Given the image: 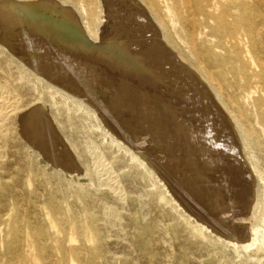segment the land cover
<instances>
[{
  "label": "bare ground",
  "instance_id": "obj_1",
  "mask_svg": "<svg viewBox=\"0 0 264 264\" xmlns=\"http://www.w3.org/2000/svg\"><path fill=\"white\" fill-rule=\"evenodd\" d=\"M39 1H43V0H0V7H1V3L4 2L5 4H7L9 9L13 10L23 2H39ZM44 1H50L52 3L55 2L59 4L62 8H65L67 10H72L77 15L78 20L85 34L94 42L103 41V50L100 53L77 52V54L72 56L66 53L63 54L57 53L55 50L53 51L52 48L46 46L44 42H42L39 45V48L40 49L44 48L46 52L44 53V56H41V58L37 61L38 63L37 66L39 72L45 76L43 77L42 75L34 71L32 68H30L25 62L17 58L13 53H11L7 49L6 46H4L1 43L2 28L0 26V207L3 206L5 202L8 200L12 202L11 204L12 208L9 209V211H7L5 214L3 213L0 215V232H1V236L5 235V232L7 231L9 235L12 234L15 237L11 242H5V240L2 239L0 241V246L2 247L5 246L8 253H11V255H14V257L17 258V264H56L53 261V259H51V255L49 259L46 260L47 257L45 256L46 255L45 253L46 250H49L51 248L58 249L60 247L59 244L58 245H54L55 243H53V245L50 244L52 240L51 232L53 231V227L55 226L54 220L51 219V214H50L52 210H50L51 207L46 206L47 203L45 201L41 200L43 199V196H41L40 199L38 200H34V201L31 200L34 194L35 195L38 194V192H35V190L33 191L30 190L28 193L26 191L24 195H26L27 197V201H28L27 204L29 207H26L22 211L20 204L17 203V205L19 206L18 207L19 211L17 216L13 218L12 215L13 213L11 212L14 209L13 205H15L14 207H16L15 201L19 196L17 195V193L14 192V189L20 185H25L26 182H22L21 184L12 183L11 177L5 174L6 173L4 167L5 157H7L9 150L11 151V149H9L10 136L15 144L14 145L15 148H12V153L14 155L20 157L21 154H26L28 157L35 158L38 161L43 159L44 161H46L45 166H51L52 169L58 175H62L64 173L70 175V173H73L75 171L80 172L79 171L80 167L75 159L76 156L78 161L84 168V172L82 170L83 175L88 178L89 182H91V184H97L100 190H107L111 193L110 196L106 192L102 191L103 195H99L98 189L92 192L87 189V186H83V185H80L78 189L74 191L77 200L84 203V206L82 211H78L77 213H75L76 216H73V219L80 220L81 218L84 217V220L81 221V223L79 224L77 223V224L80 226L81 231L84 233L86 239H88L87 238L88 235L90 236L89 240L95 238L97 240V242L94 245H92L90 248H86L85 246L81 247V249L83 248L84 250H86L87 252L86 251L84 252L90 256L88 260L90 264H97V258L103 256L102 252H104V250H102V248L106 245L105 227L109 224H112V222L107 221V224L105 225L101 221L104 220L105 214L107 213L106 209L111 210L112 208H116L118 204L121 203L125 204L127 200L126 199L127 190L125 187L126 184L128 183L133 184V182H137V179H139L140 181L150 183L151 186L157 188V191H153V190L151 191L145 188L137 189L135 191L136 192L135 197L133 198L132 196L133 198L132 203H138V202L140 203L148 199L156 205L164 206L175 202V200L172 197L168 196L169 195L168 191L166 190L164 185L161 184V181L154 172L155 170L159 173L160 170H156L158 164L157 166H155L156 167L155 169L153 165H151V163H148V161L146 162V158H144V156L141 155L139 152H137L138 150L134 148L133 141H131L132 138L131 140L125 139L124 137H121L116 131L110 129L109 127L110 123L111 122L114 123V122L111 121L109 125H107L106 122L107 120L105 121L106 118L104 117L105 119H102L101 110L104 108H101V105H100L101 110L99 112L95 107H93L94 104L92 106L90 102L87 101L88 97L87 98L85 97L86 92L84 95H81L82 93L81 94L73 93L72 92L73 90L71 91V89H69L70 87L68 88L62 83L63 79L60 80L63 76L61 78L57 76L60 72H64L68 70L67 67L69 66L68 65L69 63H72L74 65V63H76V61L78 62L79 59H83V60L85 59V61L92 60V63L90 65H85V68L83 67L84 70L83 69L80 70L81 73H83V71L84 73L92 72L93 74L102 73L105 71H107L108 73L110 66L108 67V65L102 63L104 62V60L102 59L106 58L107 56V55L105 56L104 51H107L109 43L112 42L111 40L116 39L117 38L116 36L118 34H121L122 32H125L134 27L135 29L137 28L138 30L142 29V33L143 34L145 33L146 36H148V38L150 37L149 40L146 39L145 41L147 42L150 50L151 48L152 50L155 48L156 49L155 51L159 50L160 53L163 54V52H161L162 49L164 53L166 52L165 54H168V57H170L172 61L167 59L166 60L168 62L171 61V63L169 62L170 63L169 65H172L170 67L172 69H175L173 70L172 73H180V74L182 73V75L179 74L180 76L178 77L179 78L178 81H180V85L184 87L185 86L191 87L195 91L194 92L196 93L195 95L200 96V98H202L203 101L208 100L207 102H212L214 99L212 94L216 96L219 103L224 107V109L226 110V112L229 114V116L232 118V120L236 125L239 136L241 138L240 140L242 141L243 148L246 152L247 160L250 163V166L253 170L252 172L254 173L253 175V173L249 171L248 162L241 160L243 161V164L245 166V167L243 166L244 171L242 169H239L236 172L235 171L236 169L234 170L230 168L234 170L235 173L228 174L227 173L228 170H227L223 172L224 176L222 175V173L217 171L218 176L216 177L217 180L215 183H214L215 179L212 177V173L209 172L208 175L209 177H205V178L206 179L210 178L209 179L211 181L210 184L212 183V185L206 186L205 182L203 183L202 181L201 183L200 181H198L202 185H199V187L196 188L197 190L193 189L194 191L191 190L188 192L185 190L186 188L185 189L183 188L184 190L182 189L181 190L184 193H182L179 190L180 189L179 188L178 190L180 191V194H182L180 202H182V205L186 209V211L183 210L181 206L177 203H175L176 205H173V209L178 210L176 213H178V216H180L181 219L183 220L181 223L179 222L177 226L179 227V229H176V227L173 226V224L171 223L166 224L164 221L165 213H160L158 219L151 222L150 225L147 226L146 232L151 233L152 236L154 233L161 234V231L164 230V233L170 235L171 238L170 241L171 242L175 241L181 247V254L183 255V261H184L183 264H193L192 262H198L199 264H251L249 258L261 261L262 258H264V96H257V94L261 92L263 95L264 93V0H44ZM138 30L136 31L138 32ZM143 37L145 36L143 35ZM142 38L140 39L142 40ZM124 39H122V41H124ZM130 44H128V47L133 45ZM114 47H117V44L114 45ZM120 48L119 51H122L120 50ZM157 48H161V49H157ZM150 50H147V53L148 51L152 52V50L151 51ZM134 51L135 53H138V51H140V48L135 49ZM159 51L157 52L159 53ZM157 52H156V57H157ZM160 53L157 58L158 60H156V58L154 57L155 55H153L152 58H154L155 61L161 60ZM125 55H128V53ZM125 55L122 58H120L122 59L123 62L125 61V57H128ZM138 55L139 54H137V56ZM108 56L109 59L112 60L115 57L117 58L118 55L115 56L114 58H112L113 56L111 58L110 55ZM141 56L143 57V55ZM142 57H140L141 60ZM140 58L138 60H140ZM162 58H164L162 60L165 61V57ZM107 59H105V61ZM154 59L152 61H154ZM132 60L133 62L135 61L133 58ZM132 60L130 62H132ZM93 61L95 62L99 61L100 63L98 62L95 63ZM108 61L109 60H107V62ZM127 61H129V59L126 60V62ZM167 61L166 63L168 64ZM130 62L129 63L127 62L128 64L126 63V65H129ZM57 63L58 64L60 63L62 66H59L60 64L57 65ZM114 63L116 64V61ZM83 64L81 63V66ZM113 64L111 63V66ZM122 64L123 63H120V66ZM155 64L158 63L156 62ZM73 65L70 67H73ZM126 65L124 67L127 68L128 66ZM153 65L154 64H152V66ZM167 67H165V69L167 68L170 71L172 70L169 68V66ZM114 68L116 69L117 67L114 66ZM121 68L123 71L121 70ZM121 68L120 70L124 72L127 76V73L124 71V69L126 68L123 69V66ZM148 68L151 67L147 66V69ZM69 70L70 72L72 71L71 68ZM169 70H166L165 73L168 74ZM148 71L150 70L148 69ZM80 72L78 74L79 76L81 75ZM160 72L158 73L161 75L162 72L161 73ZM148 73L150 74L151 72ZM158 73H157V79L159 78ZM74 75L75 72H73V74H70L71 78H74ZM55 76L58 77L59 79L56 78ZM70 76L68 78H70ZM148 77L147 79L150 78ZM161 77L164 78L165 75L164 77L163 76ZM140 79L142 80V82L143 80L147 81L145 80L146 78L144 79L140 77ZM77 80H75V82ZM67 81L69 80H67L66 78L65 84H67ZM85 81L87 82L86 79ZM88 81L90 82V79H88ZM86 82L84 85H86ZM101 82L102 81L100 80V83ZM119 82L120 81L118 80L117 83ZM129 82L130 81H128V83ZM91 84L94 85L93 82ZM149 84L151 83L149 82ZM74 85L77 84L74 83ZM108 85H110L109 82ZM152 85L153 88L155 89L154 84ZM176 85L178 84L176 83ZM133 86H135L134 83ZM178 87L179 86H177V88ZM88 88L89 86L87 87V89ZM95 88H97V85ZM124 88L126 89V87ZM150 88L152 87L150 86ZM94 89H92L93 93H95ZM89 90L91 91L90 88ZM97 90H100V88ZM107 90L103 92H108ZM78 91L79 90H77V92ZM111 91L113 92V90ZM175 91H177V89H175ZM103 92L99 93V95L104 94ZM107 95L109 94H105V96ZM118 96L120 95L118 94ZM83 97H85L86 99H84ZM108 97L110 98V95ZM90 98H88V100ZM96 99H101V98L97 97ZM178 100H180V98ZM174 101L176 102V100ZM192 101L194 102V100ZM119 102L120 100L118 101V103ZM94 103L96 104V102ZM120 103H122V101ZM215 103L216 102H214V105ZM38 104H41L45 109L49 111L52 125L42 112L31 113V109H33V107H35ZM204 104L206 103L204 102ZM97 105H99V103H97ZM105 106L107 105L105 104ZM131 107L133 109V106ZM131 107L129 108L130 110H132ZM97 108H99V106H97ZM119 108H123V107L121 106ZM115 109H117L116 104L113 110ZM124 109H126V107H124L123 110ZM113 110H111V112ZM127 110L128 109L125 110L126 115L128 113ZM103 113L105 112L103 111L102 114ZM173 113L174 112H172L171 114ZM208 113L210 112H207V114ZM211 113H213V111H211ZM216 113L217 112H215L214 114L217 115ZM202 114L201 116L204 115ZM119 116H121V113L118 114L117 118H120ZM107 117L109 118V116ZM199 118L200 117H198V119ZM13 119H17V125L13 128L15 133L12 132L13 134L11 135L10 124ZM220 119L218 118V120ZM227 119L229 120V118ZM114 120H116V118ZM202 120L204 121L205 119ZM184 121L185 120H183V122ZM215 121L217 120L215 119ZM54 122L56 123L58 129ZM117 123H120L119 120L117 121ZM224 124L225 123H223V125ZM196 125L198 129L199 125L198 124ZM201 125H204L202 124V121H201ZM207 128H205V130H207ZM187 129L188 128H186V130ZM219 129L220 128H218V130ZM222 129H220V131ZM119 131L121 132L122 130L119 129ZM127 132H122L121 134ZM90 133L92 134L95 133L98 136H100L102 139L101 142L106 144V148L108 149L106 153L104 152L100 154L97 153V155L99 156L97 160L94 161L93 164L89 158V149L91 147H94L97 150L100 149H98L99 147L96 145L95 140H93L90 137L91 136ZM24 134H26V138ZM77 135H80L81 138L80 139L77 138L76 137ZM63 136L65 137L69 145L64 141ZM208 137H210V135ZM198 140H200L199 137L197 141ZM218 141L221 144V140H217V142ZM206 145L208 146L210 144L207 143ZM36 147L38 148V150L36 149ZM72 150L75 153V155L73 154ZM230 150L231 149H229V151ZM224 151L226 150L224 149ZM218 153L220 154V152ZM230 156H228V158ZM45 157L54 160L56 166L49 163L45 159ZM200 158L198 159L200 160ZM238 158L239 157H237V159ZM228 165L226 164V166ZM215 167H217L218 169V166ZM222 167L224 168V166ZM224 170L226 169L224 168ZM249 172H250L249 178H245L246 177L245 174ZM165 174L167 175V173ZM222 181H225V183L223 184ZM71 184H72L71 181H69L68 185ZM161 186L163 190L161 189ZM171 186L175 188L176 185L175 186L171 185ZM171 191H173V188ZM69 193L71 192L65 191L63 185L61 183H58L52 187L50 193L47 195L51 200L53 209L58 211L61 210L62 201H63L65 203V207L68 213H70V215L72 216V211L70 208L71 206L69 203L66 202V198ZM59 194L63 195L62 201L58 199L60 196ZM188 198H190L194 202V204ZM43 212L46 213V219L50 220L49 226L44 223L43 221L44 219L38 217L41 216ZM187 212H189L190 214H187ZM31 215L32 216L35 215L38 218L37 219L34 217L35 223L30 221ZM130 218L133 220L134 235L144 236L145 230L138 229L139 219L137 217V214L135 212L133 213L131 212ZM18 221L20 223L28 224V228H30L31 231V233L28 235V238L26 239L22 238L23 237L22 230L18 226L19 224L17 223ZM77 224L73 222L72 228H75ZM74 240L75 238L73 234L66 245L68 247H72ZM142 243L146 245L142 247L145 254H148L151 248L153 250L157 249V245L152 247L153 246L152 239L143 240L141 241V244ZM204 248H205V253L202 252L203 251L202 249ZM72 249L73 252L75 253L80 252L78 250L80 248H76V249L72 248ZM231 249H233L234 252L239 255L238 256L239 262L235 260L234 256L231 257L229 256V254H227V252L230 251ZM243 251L248 252L245 259H243L240 256V254ZM73 260L74 259L71 260V263L75 264ZM154 262H156V260H154ZM125 263H127V261Z\"/></svg>",
  "mask_w": 264,
  "mask_h": 264
},
{
  "label": "rangeland",
  "instance_id": "obj_2",
  "mask_svg": "<svg viewBox=\"0 0 264 264\" xmlns=\"http://www.w3.org/2000/svg\"><path fill=\"white\" fill-rule=\"evenodd\" d=\"M133 28H131V29L125 31V32H122L121 34H118L116 36L117 37L116 39L111 40L112 42L109 43V46H108V49H107V51L109 53L107 51H104L105 56L106 55L107 56L110 55V58L112 56H113L112 58H114L115 56L118 55L117 56L118 59L115 57L114 59L111 60V59H109V56H108V59H107V56H106V58L102 59V60H104V62L101 61L102 63L108 65V67L110 66L109 67V71L110 72L108 71V73H107V71H105V72H102V73H94V74L92 72H90V73L85 72L84 73L83 70L85 68V65H90L92 63V60L85 61V59L84 60L83 59H79V61L78 62L76 61V63H74V65L72 63H69L68 67L65 65L67 67V69H68L67 71H69V72H67V71L60 72V73H62V74L59 73L61 76L58 73H57L58 74L57 76L59 78H61L63 76L60 80L63 79L62 83L65 86H67L68 88L70 87L69 89H71V91L73 90L72 91L73 93H77V94H79V93L81 94L82 93L81 95H84L85 92H86L85 97L86 98L87 97L88 98L91 97L89 100L87 98V101L93 103L94 106L91 104L93 107H95L99 112H100L101 108H104V109L101 110V115H102L101 117H102V119L106 118L105 121L107 120L106 121L107 125H109V123L111 121H113L115 123V125L112 122H111L112 124L110 123V125H109L110 129H113L121 137H124L125 139H130L131 140V138H132L131 141H133L134 148H136L138 150L137 152H139L141 155L144 156V158H146V162L148 161V163H151V165H153V167L155 169H156L155 166H157V164H158L156 170H160V171L158 173L157 171L154 170V172H155L156 176L159 178V180L161 181V184H163L164 187L166 188V190L168 191V193H169L168 196L172 197L175 200V202H173L171 204H167V205L163 204L164 206L156 205V204L152 203L148 199L144 200L143 202H140V203L139 202L138 203H132V199L135 197V194H136L135 191L137 189L145 188L147 190L157 191V188H155L154 186H151L150 183H147V182H144V181L142 182L139 179H137V182H133V184H130V183L126 184L125 187H126V190H127V193H126V195H127L126 199L127 200H126L125 204L124 203L123 204L122 203L118 204L119 206L117 205L116 208H112L111 210L110 209L109 210L106 209L107 213L105 212L106 214H105L104 220L101 221L105 225L107 224V221H111L112 224H109V225H107L105 227L106 228V231H105V238H106L105 242H106V245L102 248V250H104V252H102L103 256L100 257V258H97V264H183L184 261H183V255L181 254L180 245H178L175 241L171 242L170 241V239H171L170 235L164 233V230H162V229H161L162 230L161 234L154 233L151 236V233L146 232L147 226L150 225L151 222L157 220L160 213H165V220H164L165 223L166 224L167 223H171V224H173V226L176 227V229H179V227H177V226H178L179 222L181 223L183 220L181 219L180 216H178V213H176L178 210L173 209V205H176L175 203H177V204H179L181 206V208L183 210L186 211L185 207L182 205V202H180V199H181V196H182V194H180V191L182 192V190H184L185 188H186L185 190L188 191V192L191 191V190L194 191L193 189H196V188L199 187V185H202L201 184L202 181H203V183L205 182L206 186L212 185V183L210 184V182H211L209 180L210 178L209 179L205 178V177H209L208 176L209 172L212 173V177L215 179L214 180V183H215L216 180H217L216 177L218 176L217 175L218 172L222 173V175H223V172H225L227 170H228L227 171L228 174L235 173V171L237 172L239 169H242L244 171V169H243V166H244L243 161H247L248 162V160H247L246 152H245V150L243 148V143L240 140L241 138L239 136L238 130L236 128V125H235L234 121L232 120V118L229 116V114L226 112L224 107L219 103V101L217 100L216 96L214 94H212L213 98H214L212 102H207L208 100L203 101L202 98H200V96L195 95L196 93H194L195 91L191 87L185 86L186 87L185 88L184 86L180 85V81H178V79H179L178 77L180 75H182V73L181 74L180 73H172L173 70H175V69H172L170 67L172 65H169L172 60H171L170 57H168V54H165L166 52L164 53V51H162L161 48H157V49H161V52H163V54H162V53H160L159 50H157L160 53V56H161L160 59L162 60V59H164L162 57H165V61L164 60H162V62H161V60H159L160 62L159 61H155V59L152 58L153 55H155L154 57L156 58V60H158L157 58L159 56V53L157 51H155L156 49L153 47L154 49L152 50V48L150 46L152 52L148 51L149 54L147 53V50H150V49H149V46H148L147 42H145V41H146V39L149 40L150 37L148 38V36H146L145 33L143 34L142 33V29H139L140 30L139 31L137 28L136 29L135 28L133 29ZM136 30H138V32ZM125 35H126V37H125ZM143 35L145 37H143ZM119 37H120V39H119ZM137 37H139V38H137ZM140 38H142V40ZM122 39H124V41H122ZM133 39H135L136 42ZM138 39H139V41H138ZM118 41H120V42H118ZM130 41H131V44H130ZM133 41L135 42V44H134ZM123 43H124V45H123ZM127 43L130 44V45L133 44L132 46H134V45L135 46L134 47H132V46L128 47ZM116 44H117V47H114V45H116ZM140 44H141V47H140ZM142 47L146 48V49H143ZM156 47H158V46H156ZM119 48L123 52L119 51ZM130 48H131V50H130ZM132 48L134 50L140 48V51H138V53H135V51ZM124 51H125V54L128 53V55H125ZM156 52H157V57H156ZM140 53H141V55H143V57L140 55ZM129 54H132V55H129ZM137 54H139V55L137 56ZM164 54H165V56H164ZM124 55L128 56V57H125V61H124L125 63L122 61V59H120ZM139 56L142 57V60H141V58ZM136 57H138V58H136ZM132 58L137 63L135 61L133 62ZM139 58H140V60H138ZM105 59H107L109 61L107 62V60L105 61ZM115 59H117V60L120 59V60L117 61ZM128 59H129V61H127L128 63L132 60V62H130V64H129L130 66L126 65V63H127L126 60H128ZM153 59H154V61H152ZM166 59L167 60H171V61H169L170 63ZM123 60H124V58H123ZM115 61H116L117 66L114 63ZM120 61H122V62H120ZM139 61L140 62L142 61L143 64L141 62V64H142L141 65ZM166 61L168 62V64L166 63ZM93 62H95V61H93ZM96 62L100 63L99 61H96ZM156 62L158 64L159 63L160 64L159 65L155 64ZM81 63L82 64L84 63V64L81 66ZM111 63L112 64L114 63L113 65L115 67H117V68L115 69L113 65H112L113 66L112 67ZM120 63H123V64L120 66ZM133 63H136L137 65L133 64ZM138 63H139V65H138ZM151 63L154 64V65L152 66ZM59 64L57 63V65H59ZM163 64H164V67H163ZM72 65L74 67V70H73V67H70ZM125 65L130 67V68L124 67ZM140 65L141 66L144 65V66L141 67ZM160 65H162V66H160ZM166 65L169 66V68L172 69V70L170 71L169 69H167L168 67ZM59 66H62V65L60 64ZM118 66H119V68H118ZM122 66H123V69L126 68V69H124V71L127 73V76H126V74L124 72H122L123 71L122 68H121ZM147 66H149L151 68L153 67V68L152 69L148 68L150 70V71H148ZM157 66H159L160 68L157 67ZM69 67L72 69L73 72H75L76 78H75V75H74V78H71L70 74H73V72L72 71L70 72V70H69L70 68ZM165 67H167V68L165 69ZM75 68H76V70H75ZM120 68H121L122 71L120 70ZM81 69H83L82 70L83 73L80 72ZM144 69H145V71H144ZM159 69L160 70L162 69L161 70L162 73L160 72ZM77 70H78V72H77ZM155 70H156V72H155ZM166 70H169V72L167 71L168 74L165 73ZM146 71H147V73H146ZM79 72L81 74L80 76L78 75ZM148 72H151L150 73L151 75ZM158 72H160L161 75ZM63 73H66L67 75L63 74ZM157 73H158V77H159L158 79H157ZM163 73H165V74H163ZM84 74L85 75L88 74V75L85 76ZM99 74H101L102 76L99 75ZM129 74H130V76L131 75L132 76L130 77ZM137 75L140 76L141 78H144V79L146 78L145 80H147L148 82L143 80V82H144V84H143L142 80ZM144 75H145V77H144ZM153 75H154V77H153ZM164 75H165V77H164ZM69 76H70V78H68ZM77 76H79V77H77ZM161 76H163L164 78H162ZM176 76H177V78H176ZM58 77H56V78H58ZM147 77L149 79H147ZM66 78H67V80H69V81H67V84H65ZM77 78H78V80H77ZM160 78L162 79V81H161ZM167 78H168V80H167ZM85 79L87 80V82L85 81ZM88 79H90V82L88 81ZM73 80H74V82H73ZM75 80H77V81L75 82ZM79 80H81V81H79ZM100 80L102 81L101 83H100ZM118 80L120 81L119 83H117ZM137 80H139V81H137ZM149 80H152V81L155 80L156 82L155 81L152 82V81H149ZM164 80H166V81H164ZM128 81H130L132 83V85H131L130 82L128 83ZM135 81H136V83H135ZM77 82H79V83H77ZM85 82H86V85H84ZM92 82H93V84L95 86L91 84ZM108 82H109L110 85H108ZM145 82H146V84H145ZM149 82L151 84H149ZM74 83H76L77 85H74ZM112 83H114V84H112ZM133 83L135 84V86H133ZM139 83H141V84H139ZM147 83H148V85H147ZM176 83L178 85H176ZM78 84H80V85H78ZM89 84L92 85V86H90ZM138 84H139V87H138ZM152 84H154L155 89L153 88ZM96 85H97V88H95ZM111 85H112L113 88L111 87ZM88 86L91 89V91L89 90V88L87 89ZM129 86H131V87H129ZM143 86H145V87H143ZM150 86L153 89L150 88ZM177 86H179V87L177 88ZM74 87L77 90H79V91L77 92V90ZM107 87H108V90H107ZM124 87H126V89ZM99 88H100V90H97ZM82 89L85 90V91H83ZM92 89L95 90V93L97 91V93H96L97 95H99V93H102L103 91H106V90L108 92L112 93V94H110L108 92H103L104 94H102V95L100 94L99 96H97L95 93H93ZM114 89H116V90H114ZM175 89H177V91H175ZM111 90H113V92ZM183 90H184V92H183ZM87 93H88V95H87ZM89 93H91V94H89ZM130 93H132V94H130ZM133 93H135V94H133ZM105 94H109L110 98L108 97L109 95L105 96ZM113 94H115V95H113ZM118 94L120 96H118ZM124 94H126L127 96L124 95ZM92 95H93L94 99H93ZM103 95H104V97H103ZM194 96H195L196 99L194 98ZM257 96H264V93L262 95V93L260 92L259 94H257ZM85 97H83V98L86 99ZM97 97L101 98L103 102L101 101V99H96ZM118 97L121 98L122 100L119 99ZM172 97H175V98H172ZM177 98L178 99L180 98V100H178ZM105 99H107V100H105ZM110 99H112V100H110ZM132 99L134 100L135 104H134ZM198 99H199V101L200 100L201 101L199 102ZM119 100H120V102L122 101V103H120V102L118 103ZM174 100H176V102ZM192 100H194V102ZM171 101H172V103H171ZM94 102H96V104ZM178 102H180L181 104L178 103ZM190 102L191 103L193 102V103L191 104ZM204 102L206 104H204ZM214 102H216L218 104L215 103V105H214ZM97 103H99V105H97ZM208 103L211 104L212 106L209 105ZM103 104H104V106H103ZM105 104L107 106H105ZM115 104H116V108L118 110L117 109L113 110L115 108ZM129 104L131 106H133V109H132V107ZM100 105H101V108H100ZM120 105L123 108L126 107V109H128L127 110L128 113L127 112L126 113L129 116H127L125 114V110L126 109L123 110V108H119V107H121ZM183 105H184V107H183ZM199 105H200L201 108L199 107ZM97 106H99V108H97ZM130 107H131L132 110L129 109ZM177 107H179V108H177ZM207 107H208V110H207ZM198 108L202 109V110H199ZM111 110H113L114 112L113 111L111 112ZM175 110L176 111L178 110V111L176 112ZM219 110H221L223 112H221ZM103 111L105 113L102 114ZM169 111H171V112H169ZM211 111H213V113H211ZM116 112H119V113H116ZM172 112H174V113L171 114ZM207 112H210V113L207 114ZM215 112H217L216 113L217 115L214 114ZM120 113H121V116H119L120 118H117L118 114H120ZM122 113H124V114H122ZM201 114L203 116H201ZM105 115L109 116V118L107 116H105ZM140 115H142V116H140ZM223 115H224V117H223ZM182 116H183V118H182ZM197 116L200 117V118L198 119ZM206 116H208V117H206ZM110 117H112V118H110ZM128 117H130V118H128ZM173 117H175V118H173ZM115 118H116V120H114ZM127 118L130 121H128ZM178 118H180V119H178ZM218 118L219 119L221 118V119L218 120ZM227 118H229V120ZM202 119H205V120L203 121ZM215 119L217 121H215ZM118 120H119L120 123H117ZM183 120H185L184 121L185 123L183 122ZM179 121L180 122L182 121V122L180 123ZM201 121H202V124H204V125H201ZM197 122H199V123H197ZM222 122L225 123V124L223 125ZM194 123L199 125L198 129H197V125L194 124ZM125 124H126V127H125ZM212 124H214V125H212ZM16 125H17V119H13L11 121V124H10L11 135L13 133H15L13 128ZM55 125H56V123H55ZM189 125H190V127H189ZM115 126H116V128H115ZM122 126H124L125 128L122 127ZM179 126H180V128H179ZM194 126H195V129H194ZM56 127H57V125H56ZM207 127L209 128V130H208ZM122 128H124V129H122ZM186 128H188V129L186 130ZM189 128H191V129H189ZM205 128H207L208 131L205 130ZM218 128H220V129L223 128V129L220 131V129L218 130ZM57 129H58V127H57ZM119 129L122 130V131L120 132ZM150 131H151V133H150ZM172 131H175V132H172ZM197 131H198V133H197ZM122 132H127V133H130V134H127V133L121 134ZM188 132H190V133H188ZM185 133H187L188 135L185 134ZM196 133H197V135H196ZM90 134H91L90 137L93 140H95L96 145L99 147L98 149H100V150H97L94 147H91L89 149V158H90V160H91V162L93 164L94 161H96L98 156H99V155H97V153H99V154L102 153V152L106 153V151H108V149L106 148V144L101 142L102 139H101L100 136H98L95 133L94 134L90 133ZM169 134H171L172 136L169 135ZM231 134H233V135H231ZM209 135H210V137H208ZM233 136H235V137H233ZM236 136H237V138H236ZM76 137L79 138V139L81 138L80 135H77ZM198 137H199L200 140L197 141ZM205 138H207L208 140L205 139ZM217 138H219V139H217ZM235 138H236V140H235ZM63 139L68 144V142H67V140L65 139L64 136H63ZM195 140H196V142H195ZM217 140H221V144H220L219 141L217 142ZM222 140H223V142H222ZM186 141H187V143H186ZM190 143H192V144H190ZM203 143H204V145H203ZM207 143L210 144V145H208L209 147L206 145ZM213 143H215V144H213ZM14 145L15 144H14V142H13L11 136H10L9 149H11V151L9 150V152L7 154V157H5V165H4L5 172H6L5 174L7 176L11 177V182L12 183L21 184L22 182H26V184L25 185H20V186H18L17 188L14 189V192L17 193V195H19V196L17 198L18 200L16 199V201H15L16 207H14L15 205H13L14 209L11 212V213H13L12 214L13 218H15V216H17L18 211H19V208H18L19 206L17 205V203L20 204V206L22 208V211L26 207H29L28 204H27L28 203L27 197H26V195H24L26 193V191L28 193L30 190H32V191L35 190V192H38V194H36V195L34 194L31 200L32 201L38 200V199H40L41 196H43V199H41V200L45 201L47 203L46 206L51 207L50 210H52L50 212V214H51V219L54 220L55 226L53 227V231L51 232L52 240H51L50 244L53 245V243H55L54 245H58V244L60 245V247L58 249L51 248L49 250H46V253H45L46 254L45 256L47 257L46 260H48L50 255H51V259H53V261L56 264H72L71 263L72 259H74L73 261L75 262V264H90L88 262L90 256L87 253H85L84 251H86V250H84L83 248L81 249V247L85 246L86 248H90L92 245H94L97 242V240H96V238L89 240L90 236H88V235H87L88 239H86V237L84 236V233L81 231V228H80V226L78 224L81 223V221L84 220V217L81 218L80 220L73 219V216H76L75 213H77L78 211H82L83 206H84V203H82L81 201L77 200L74 191L76 189H78V187L80 185H83V186H87V189L89 191H92V192H94V190L98 189L99 195H103L102 191L106 192L108 195H110L111 193L109 191H107V190H100L98 188L97 184H91V182H89L88 178L83 175L84 168L80 164V162L78 161L76 156H75V159H76L77 164L79 165L81 171L80 172L75 171L73 173H70V175L65 174V173L62 174V175H58L52 169L51 166H45L46 161H44L43 159L38 161L35 158L28 157L26 154H21L20 157L14 155L12 153V148H15ZM241 146H242L243 149L241 148ZM202 147H203V149H202ZM192 148H194V149H192ZM207 148L208 149L210 148V149L208 150ZM222 148H224L226 151H224V149H222ZM214 149L217 151V153H216V151ZM229 149H231V150L229 151ZM232 149H234V150H232ZM207 150H208V152H207ZM235 150H237V151H235ZM202 151H204V152H202ZM214 151H215L216 155L214 154ZM72 152H73V150H72ZM218 152H220V154ZM228 152H229V154H228ZM73 154L75 155L74 152H73ZM199 155L201 156L202 159L200 158ZM221 155L223 157H225V158H223ZM228 156H230L231 158L230 157L228 158ZM236 156L239 157V158L237 159ZM210 157H213V158H210ZM198 158H200V160ZM215 158H217V159H215ZM202 160H205V161H202ZM241 160H243V161H241ZM199 161H200V163H199ZM208 162H210V163H208ZM228 163H229V165H228ZM196 164L199 165V166H197ZM226 164L228 166H226ZM230 164H233V165H230ZM241 164H243V165H241ZM174 165H175V167H174ZM215 166H218V169ZM222 166H224V168L226 170H224V168ZM219 167L222 168L223 170L220 169ZM248 167H249V171H251V173H253L252 172L253 170H252L249 162H248ZM160 168H162V169H160ZM230 168H232L234 170L236 169V170L234 171V170H232ZM165 169H166V171H165ZM82 170H83V172H82ZM200 172H201V174H200ZM206 172H207V174H206ZM161 173H167L166 176L170 177V180L172 181V183L174 185H176L177 189L180 188L179 189L180 191L179 190L177 191L176 189H173V191H171L172 187H169L170 185L168 184V182H166V180L163 178V176H161ZM246 174H248V175H246ZM246 174H245V176H246L245 178H249L250 172L246 173ZM194 175H195V177H194ZM253 175H254V173H253ZM183 176H184V179H183ZM193 178L195 180L196 179L197 180L195 181ZM202 178H204V179H202ZM211 180H212V178H211ZM69 181H71V183H72L71 185H68ZM198 181H200L201 183H199ZM207 181H209V182H207ZM222 182H223V184L225 183V181H222ZM58 183H61L63 185L65 191H70L71 192V193L68 194V196L66 198V202L69 203L70 206H71L70 208H71V211H72V216L70 215V213H68V211H67V209L65 207V203L62 201L63 200V198H62L63 195L62 194H59L60 196L58 198L60 201H62L61 210L58 211V210L53 209V207H52L51 200H50V198L48 197L47 194H49L51 189H52V187L55 186V184H58ZM67 188H69V189H67ZM161 189L163 190L162 186H161ZM182 193H184V192H182ZM23 196L25 197V199H24ZM132 196H133V198H132ZM188 199L194 204V202L190 198H188ZM49 203H50V205H49ZM11 204H12L11 201H9V200L6 201L5 204L0 207V215L3 214V213L5 214L7 211H9V209L12 208ZM109 211H110V214H109ZM131 212L132 213L135 212L137 214V217L139 219L138 229L145 230V233H144L145 235L144 236H135L134 235L133 220L130 218ZM112 214H114V215H112ZM187 214H190V213L187 212ZM116 216H117V218H116ZM34 217L37 218L35 215L34 216L31 215V217H30L31 218L30 221H32L33 223H35V218ZM38 217L39 218L41 217L42 219H44L43 221H44L45 224H47L48 226L50 225L49 224L50 220L46 219V213L45 212H43L41 214V216H38ZM73 222H75L76 224L78 223L75 228H72V223ZM17 223H19L18 226L22 230V236L23 237L22 236L21 237L23 239L28 238V235L31 233L30 228H28V224L27 223H20L19 221ZM5 229H7V228H5ZM73 234H74V238H75V240L73 242V246L72 247H68L66 244L68 243L70 237ZM14 238L15 237L12 234L9 235L7 233V231L5 232V235H2V236H1V232H0V241L2 239H4L5 242H11V241H13ZM146 239H150V240L152 239L153 240V243H152L153 246L152 247L157 245V249L153 250L151 248L149 250L150 252L148 254H145L144 250L142 249V247L146 246V245L144 243L141 244V241L146 240ZM83 243H84V245H83ZM72 248H75V249L76 248H80V249H78L80 252L75 253V252H73ZM202 250H203L202 252L205 253V248L202 249ZM242 253H244V254H242ZM242 253L240 254V256L243 259H245V257L247 256L248 252L243 251ZM227 254H229V256H231V257L234 256L235 260L239 262V258H238L239 255L237 253H235L233 249L228 251ZM154 260H156V262H154ZM119 261H121V262H119ZM126 261H127V263H125ZM249 261H251V264H264V258H262L261 261L249 258ZM192 263L193 264H199L198 262H192ZM0 264H17V258L14 257V255H11V253H8V251L6 250L5 246H3V247L0 246Z\"/></svg>",
  "mask_w": 264,
  "mask_h": 264
},
{
  "label": "water",
  "instance_id": "obj_3",
  "mask_svg": "<svg viewBox=\"0 0 264 264\" xmlns=\"http://www.w3.org/2000/svg\"><path fill=\"white\" fill-rule=\"evenodd\" d=\"M0 10L1 43L43 77L45 76L37 66V61L46 52L44 48H39L42 42L57 53L72 56L77 52L100 53L103 50V41H92L85 34L77 15L55 2H23L13 10L2 2ZM90 104L93 105L91 102ZM32 112H42L52 125L49 111L41 104L33 107ZM24 135L26 138V134ZM36 149L38 150L37 147ZM45 159L56 166L54 160ZM161 175L170 187L174 185L165 173ZM172 188L178 190L176 186Z\"/></svg>",
  "mask_w": 264,
  "mask_h": 264
}]
</instances>
